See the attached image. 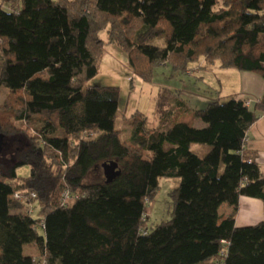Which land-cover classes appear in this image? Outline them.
I'll list each match as a JSON object with an SVG mask.
<instances>
[{
	"label": "trees",
	"instance_id": "obj_1",
	"mask_svg": "<svg viewBox=\"0 0 264 264\" xmlns=\"http://www.w3.org/2000/svg\"><path fill=\"white\" fill-rule=\"evenodd\" d=\"M0 2V87L8 90L0 138L28 142L0 164V264H264V221H235L241 197L264 204V174L246 149L264 97L253 107L231 97L193 109L160 89L159 126L137 110L127 142L117 128L120 88L85 86L110 45L146 83L161 66L176 78L200 59L264 80V0ZM190 113L205 126L179 122ZM111 163L114 176L100 178ZM164 177L182 180L173 217L149 230ZM17 193L36 194L37 216ZM30 244L38 257L24 253Z\"/></svg>",
	"mask_w": 264,
	"mask_h": 264
},
{
	"label": "rangeland",
	"instance_id": "obj_2",
	"mask_svg": "<svg viewBox=\"0 0 264 264\" xmlns=\"http://www.w3.org/2000/svg\"><path fill=\"white\" fill-rule=\"evenodd\" d=\"M1 4V2H0ZM6 10H13L10 4H4ZM126 54L117 46L110 45L106 47V54L104 55L100 71L98 75L92 80L88 81L85 86H113L120 88V108L117 117V128L121 130L122 139L129 142L131 135V128L128 122V118L135 110L142 108L148 119V126L154 128L159 120V110L157 106V101L155 98H150V92L154 93L155 97L157 93L156 88H151L149 85L151 83H146L141 81L139 78L133 76L130 73L129 66L124 60ZM123 56V57H122ZM203 59L198 60L195 63H191L190 67L195 68L197 71L201 72L200 65L203 63ZM3 59L0 55V70L2 67ZM214 64V63H213ZM210 64V65H213ZM209 69L211 67L207 65ZM207 68V69H208ZM190 71H193L192 69ZM192 73V72H191ZM193 81V82H191ZM185 80L182 82L178 78H169V72L167 67L161 66L157 69L156 77L152 82V85H160L165 83L174 92L182 90L181 85H185V91H187L190 98L193 99V105L200 106L199 104L205 98H209L211 95H215L214 91L208 90L200 78H193ZM179 92V93H180ZM206 92V93H205ZM199 93V95H197ZM200 94L204 98H200ZM8 95V90L0 87V105L4 103ZM175 95V94H174ZM178 96V95H176ZM141 103V107H137V104ZM248 103V101H247ZM27 140L24 135L13 136V137H3L0 140V164L9 165L15 161L18 156L26 149ZM97 174L100 178V170H97ZM188 178L186 177L184 183ZM182 184V180L178 178H161L160 188L155 195L152 202H149L148 206V229L152 230L160 223L169 221L172 219V193ZM23 205L28 209L35 210L34 216H37L40 204L37 199L32 198L31 201L25 199ZM22 203V202H20ZM36 207V208H35ZM227 207V206H226ZM224 207L222 208V212ZM34 256L38 257V251L35 250Z\"/></svg>",
	"mask_w": 264,
	"mask_h": 264
},
{
	"label": "crops",
	"instance_id": "obj_3",
	"mask_svg": "<svg viewBox=\"0 0 264 264\" xmlns=\"http://www.w3.org/2000/svg\"><path fill=\"white\" fill-rule=\"evenodd\" d=\"M123 58L125 61L127 60L126 56H124ZM126 62L128 64V61ZM207 65H209L211 69H209ZM200 68L202 70L201 72L197 71L195 68L190 67L188 72L189 74L176 77H179L182 82H184L186 79L191 81V79L193 78H200V80L202 81V83H204L205 87L208 88V90L214 91L216 93L215 95H211L209 98L207 97L203 99L199 104L200 106L193 105V99L190 98V96L187 94L188 92L185 91L184 84L181 85V92L180 90L178 92H176L175 90L174 92L165 83L157 86L152 85L151 83L149 86L151 88H156L157 93L160 89L164 88L171 90L175 95H178V97L184 100L187 105L193 109H203L213 102H224L231 97L246 100L248 101V105L253 107L264 97V80L257 74L242 72L233 68H222L219 62H215L213 65H210L206 64V62L204 61L200 65ZM191 69L193 71H190ZM129 70L132 74L130 67ZM167 70L169 72L168 67ZM150 90V98H155L156 100L157 93L155 97H153L154 93H152V89ZM197 95H199V93ZM200 98L204 97L200 94ZM137 107H141V103L138 102ZM137 110H140L145 114L142 108H139ZM158 116L159 120L155 122V127L159 126L160 124V115ZM179 122L186 123L189 126L196 128H202L205 126V124L200 119L195 117L194 113L181 116L179 118ZM246 149L254 155L256 162L259 164L264 174V116H261L252 126H250L247 132ZM196 150H199L198 146H195L193 148V152H196ZM223 207L224 211L222 212ZM223 207L221 208L220 213L222 215H228L230 213V208L226 206ZM235 221L237 228L252 227L262 223L264 221L263 202L255 198L241 197L239 202L238 214ZM35 250H37V248L34 244H30L24 247V253L26 255H34L33 253L35 252Z\"/></svg>",
	"mask_w": 264,
	"mask_h": 264
},
{
	"label": "built area",
	"instance_id": "obj_4",
	"mask_svg": "<svg viewBox=\"0 0 264 264\" xmlns=\"http://www.w3.org/2000/svg\"><path fill=\"white\" fill-rule=\"evenodd\" d=\"M69 195V191H65V193H64V197L66 196H68ZM15 198H16V200L18 201V202H22V203H24L23 201L25 200V199H27L28 201H31L32 200V198H35L36 199V194H34V193H17L16 195H15ZM29 210V212L30 213H32L33 212V210L31 211L30 209H28ZM218 264H224L223 262H219Z\"/></svg>",
	"mask_w": 264,
	"mask_h": 264
},
{
	"label": "water",
	"instance_id": "obj_5",
	"mask_svg": "<svg viewBox=\"0 0 264 264\" xmlns=\"http://www.w3.org/2000/svg\"><path fill=\"white\" fill-rule=\"evenodd\" d=\"M1 138H0V140H1ZM117 167L118 166L116 163H111V164H107V165L103 166L104 176H105L106 180H109L114 176Z\"/></svg>",
	"mask_w": 264,
	"mask_h": 264
}]
</instances>
